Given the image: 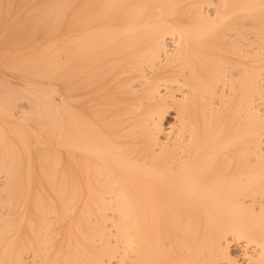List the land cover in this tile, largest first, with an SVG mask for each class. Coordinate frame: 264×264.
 Masks as SVG:
<instances>
[{
  "label": "bare ground",
  "instance_id": "6f19581e",
  "mask_svg": "<svg viewBox=\"0 0 264 264\" xmlns=\"http://www.w3.org/2000/svg\"><path fill=\"white\" fill-rule=\"evenodd\" d=\"M0 264H264V0H0Z\"/></svg>",
  "mask_w": 264,
  "mask_h": 264
}]
</instances>
